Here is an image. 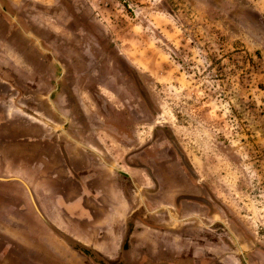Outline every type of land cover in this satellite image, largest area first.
<instances>
[{
	"label": "rangeland",
	"instance_id": "rangeland-1",
	"mask_svg": "<svg viewBox=\"0 0 264 264\" xmlns=\"http://www.w3.org/2000/svg\"><path fill=\"white\" fill-rule=\"evenodd\" d=\"M0 40L22 56L17 108L54 127V101L77 102L66 130L118 132L115 161L143 155L173 226L202 212L225 264H264V0H0ZM46 229L0 180V264L64 258Z\"/></svg>",
	"mask_w": 264,
	"mask_h": 264
},
{
	"label": "crops",
	"instance_id": "crops-1",
	"mask_svg": "<svg viewBox=\"0 0 264 264\" xmlns=\"http://www.w3.org/2000/svg\"><path fill=\"white\" fill-rule=\"evenodd\" d=\"M9 42L5 50L0 40V91L7 92L5 98L0 92V177L25 181L45 218L74 243L46 229L66 253L52 264H225L224 244L211 243L212 230L200 226L202 212L191 215L195 228L173 226L178 219L163 211L155 172L150 185L145 170L129 164L130 154L125 166L115 161L106 140L114 141L118 132L66 130L79 112L75 101H54L65 119L54 127L49 117L36 121L28 109L16 107L12 77L24 72L18 67L22 56Z\"/></svg>",
	"mask_w": 264,
	"mask_h": 264
},
{
	"label": "water",
	"instance_id": "water-1",
	"mask_svg": "<svg viewBox=\"0 0 264 264\" xmlns=\"http://www.w3.org/2000/svg\"><path fill=\"white\" fill-rule=\"evenodd\" d=\"M0 180H5V181H7V180H16V181H19L20 183H22L23 185H24V187L27 189V191H28V193H29V195H30V197H31V200H32V202H33V205H34V207H35V211H36V213H37V215L39 216V218L42 220V222L45 224V226L50 230V231H52L55 235H57L59 238H61V239H65L69 244H71V245H74V243L71 241V240H68V239H66L62 234H60L59 232H58V230H56L50 223H49V221L45 218V216L43 215V213L41 212V210L39 209V207H37L36 206V203H35V200H34V197H33V193H32V191H31V189L23 182V181H21L20 179H18V178H13V179H2V178H0Z\"/></svg>",
	"mask_w": 264,
	"mask_h": 264
},
{
	"label": "flooded vegetation",
	"instance_id": "flooded-vegetation-1",
	"mask_svg": "<svg viewBox=\"0 0 264 264\" xmlns=\"http://www.w3.org/2000/svg\"><path fill=\"white\" fill-rule=\"evenodd\" d=\"M124 139L127 140V141H130V137H129L128 139H127V137H125ZM137 155H138V159H137V157H136ZM130 156H131V158H129V160H128L129 164L131 163V160H132V161H133V160L136 161V159H137L136 162L138 163V167H141V166H140V162H141V160H142V159H141V156H143V155H140V154H136V155L132 154V155H131V154H130L129 157H130ZM138 161H139V162H138ZM142 162H144V161L142 160ZM142 168H143L144 170H146V167H142Z\"/></svg>",
	"mask_w": 264,
	"mask_h": 264
}]
</instances>
